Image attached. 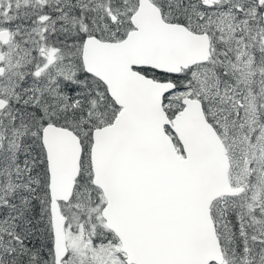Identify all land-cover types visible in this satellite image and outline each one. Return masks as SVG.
Wrapping results in <instances>:
<instances>
[{
	"label": "snow or ice",
	"instance_id": "1",
	"mask_svg": "<svg viewBox=\"0 0 264 264\" xmlns=\"http://www.w3.org/2000/svg\"><path fill=\"white\" fill-rule=\"evenodd\" d=\"M0 264H264V0H0Z\"/></svg>",
	"mask_w": 264,
	"mask_h": 264
}]
</instances>
